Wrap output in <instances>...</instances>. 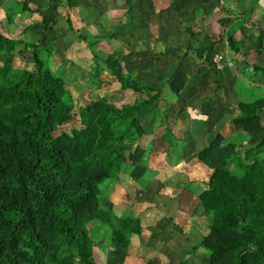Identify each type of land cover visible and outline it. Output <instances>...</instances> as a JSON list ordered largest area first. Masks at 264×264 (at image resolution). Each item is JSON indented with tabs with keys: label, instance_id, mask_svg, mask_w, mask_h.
Returning <instances> with one entry per match:
<instances>
[{
	"label": "trees",
	"instance_id": "1",
	"mask_svg": "<svg viewBox=\"0 0 264 264\" xmlns=\"http://www.w3.org/2000/svg\"><path fill=\"white\" fill-rule=\"evenodd\" d=\"M33 11L42 18L36 39H10L0 33V264H95L89 225H105L108 244L102 248L123 252L131 236L142 232L134 214L117 217L101 206L99 197L108 193L99 185L125 171V153L145 134L140 110L158 100L160 89L125 74L114 55L97 50L100 38L86 34L77 36L90 52L86 66H57L62 0H47L35 9L12 1L5 14L11 22L16 14ZM63 19L62 31L77 34L70 13ZM16 57L28 61L19 66ZM104 72L118 82L120 91L144 99L117 107L96 97L76 111L69 88L80 79L99 88ZM263 110L264 97L237 105L231 124L259 139L243 154L239 143L225 167L213 169L198 196L208 233L193 241L190 256L202 250L206 264H264ZM74 118L80 129L56 134ZM160 121L166 132L172 130L166 115ZM225 142L221 134H212L196 158L204 162ZM184 144V139L173 138L169 151L176 163ZM97 244L103 246V241ZM190 256L178 264H195Z\"/></svg>",
	"mask_w": 264,
	"mask_h": 264
},
{
	"label": "crops",
	"instance_id": "2",
	"mask_svg": "<svg viewBox=\"0 0 264 264\" xmlns=\"http://www.w3.org/2000/svg\"><path fill=\"white\" fill-rule=\"evenodd\" d=\"M12 1L26 2L35 9L46 5L47 0H0L4 31L0 33L10 39H36L41 33L40 14L18 13L9 22L5 13ZM62 7L56 24L60 35L55 41L57 66H86L90 56L75 37L87 31L95 39L104 36L98 46L106 55L116 57L125 74L160 89L158 100L140 110L145 134L125 153L126 167L119 177L122 181L115 183L102 203L117 217L134 214L141 221L142 232L133 235L127 252L100 249V258L104 264L181 261L179 245L191 251L193 241L208 233L207 215L199 207L198 196L213 169L224 168L225 159L239 143L243 154L259 139L235 128L231 119L251 91L264 92V0H62ZM67 12L77 34L62 31ZM28 27L31 30L25 36ZM215 55L222 56V69L213 63ZM115 82L109 84L113 92L105 98L108 102L121 107L144 99L131 91L118 92L120 85L117 82L113 88ZM121 98L124 101L118 103ZM164 115L170 132L160 121ZM262 119L264 125V110ZM214 133L221 134L225 144L199 162L196 153L208 145ZM173 138L185 141L177 163L169 151ZM147 170L159 174L144 188L135 180L144 177ZM146 191L154 197L151 202L132 208V202L134 206L148 200ZM117 192L124 193V198L115 199ZM155 205L168 215L166 225L145 220Z\"/></svg>",
	"mask_w": 264,
	"mask_h": 264
},
{
	"label": "rangeland",
	"instance_id": "3",
	"mask_svg": "<svg viewBox=\"0 0 264 264\" xmlns=\"http://www.w3.org/2000/svg\"><path fill=\"white\" fill-rule=\"evenodd\" d=\"M101 22H102V20H101ZM0 32H4L3 28H2V21L0 22ZM80 33H82V32H80ZM83 33L86 34L87 31L86 32L84 31ZM80 35H82V34H77L75 39L79 40V38L77 36H80ZM86 35H90V37L93 36L92 37L93 39L95 38L92 33H87ZM103 37H104L103 35H101L99 37L100 41H102ZM32 40H30V41H32ZM80 41H78L79 45L81 46V48H83L85 50L86 56H88V55L90 56V52H89L88 48L86 47L85 43L82 40H80ZM96 48H97V50L99 52L107 54L105 51H103V49L100 47V45L99 46L97 45ZM87 58H89V57H87ZM55 59L57 61V58H55ZM27 61H28L27 59L22 61L21 58L20 59L19 58H15L14 59V63L16 65H19V66H24L25 62H27ZM27 65H29V64H27ZM51 69L53 70L55 75H58L57 71H55L56 68H54L53 65L51 66ZM102 78L104 79V82L102 83L103 86H100L99 88L94 87L92 84H88V82H86V80H84V79H80L78 81L77 85H73V87L69 88L71 93H72V96H73V100H74L75 110L76 111H77V109L80 106H84V105L88 104L89 102H91V100L95 99L96 97L108 98L109 93L113 92L112 91L113 90L112 89V85H109V84L112 81L114 82L116 80L114 78L110 77L109 75H107L106 72H104ZM104 83H107V84L105 85ZM116 85L118 86L117 82H115V85H114L113 88H116L117 87ZM106 86H108V87H106ZM103 88H105V90H103ZM118 92H120V90H118ZM134 96H135V94H134ZM260 96L264 97V92H262V90H258L257 89L254 92L251 91L249 96L245 97L244 100L245 101H252V100H254L256 98H259ZM122 101H124L123 98H121V100L120 101L118 100L117 102L120 103ZM80 128H81V126H80L79 120L74 118L73 121L68 122V123L64 124L62 127H60L59 131L56 134H60L62 132H70L73 129H80ZM171 156L175 157L174 152H172ZM157 174H159V173L156 172V171L147 170V173H146V175H144V177L140 178L139 180H135L137 182L136 184L137 185L139 184L141 187L145 188L146 184L151 179V177L152 176H156ZM118 175L120 177V173ZM118 175H116L115 177H117ZM119 177L111 179V180L110 179L109 180H105L103 183H101L99 185V188L101 190L105 191L108 194L111 193L112 189L116 186L115 183L117 184V182H121L122 181V180H120ZM127 188L128 187H126V189ZM146 193L148 195V197H147L148 200H143V203H137V204L135 203L134 206H133V202H132L131 207L132 208L133 207L138 208V207H142V206L146 205L147 203H150L151 200L154 197L152 196V194L149 195V193L147 191H146ZM118 195H120V196H118ZM120 197L124 198V193H121V192L118 193L115 199H119ZM105 198H107V197L106 196H100L99 197V201H101V203H100L101 206H103V208H105L107 210V208L104 206V204H102L103 201L105 200ZM139 198L141 199L140 196H139ZM133 199L136 200V198H133ZM146 201H149V202H146ZM127 206L129 207L130 205L128 204ZM164 206H166V205H164ZM162 209H163V207H159V205H155L153 208L150 209L151 212L149 211L150 213H148V215L150 214L149 217L145 216V220H148V223H151L153 221V223L154 222H159V224H161V225H166V223L168 222L169 219H168V215L167 214H164V212H161ZM167 210H168V213H171V211L169 209H167ZM121 213H124V212H121ZM188 223H189V221L185 222V224H188ZM149 226L152 227L151 225H149ZM100 227H101V230H100ZM88 230H89V236H90V238H91V240L93 242L92 243L93 244L92 250H93L94 262H95V264H100L101 261H102L101 263H103V259L100 258V256H102V255H100L101 254L100 253L101 252L100 249L101 250L105 249V248H102V247H104V246H106V244H108L107 228H106L105 225H102L101 223H93V224L89 225ZM132 238H133V235L131 236L130 239L132 240ZM100 241H103V246L99 247L98 245H100V244H97V243L100 242ZM180 245L182 246V244H180ZM180 245H179V252L177 253V255L179 254L180 255V259L182 260V258L185 259L186 257H189L190 256L189 254L191 253V251L188 250V249L187 250L183 249ZM102 251H104V250H102ZM118 253L122 254L123 252H118ZM197 254H199V255H197ZM194 256H196V257H194ZM194 256H190V260L193 263H195V264H206L207 263V257H206V254H205L204 251L200 250L199 252H196V254ZM164 261L166 263H168L169 260L168 259H164ZM150 262L151 261H147V260L139 261V264H151ZM178 262H179V259L175 260V258H174L171 261V264H178Z\"/></svg>",
	"mask_w": 264,
	"mask_h": 264
},
{
	"label": "built area",
	"instance_id": "4",
	"mask_svg": "<svg viewBox=\"0 0 264 264\" xmlns=\"http://www.w3.org/2000/svg\"><path fill=\"white\" fill-rule=\"evenodd\" d=\"M213 63L216 65L218 69L223 68V63H222V56L221 55H215L212 59Z\"/></svg>",
	"mask_w": 264,
	"mask_h": 264
}]
</instances>
